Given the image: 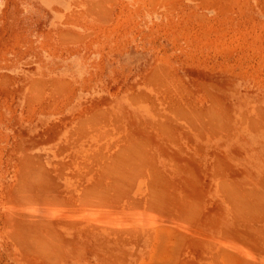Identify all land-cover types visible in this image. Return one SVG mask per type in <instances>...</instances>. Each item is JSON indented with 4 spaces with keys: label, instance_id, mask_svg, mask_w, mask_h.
Returning <instances> with one entry per match:
<instances>
[{
    "label": "rangeland",
    "instance_id": "1",
    "mask_svg": "<svg viewBox=\"0 0 264 264\" xmlns=\"http://www.w3.org/2000/svg\"><path fill=\"white\" fill-rule=\"evenodd\" d=\"M0 264H264V0H0Z\"/></svg>",
    "mask_w": 264,
    "mask_h": 264
},
{
    "label": "bare ground",
    "instance_id": "2",
    "mask_svg": "<svg viewBox=\"0 0 264 264\" xmlns=\"http://www.w3.org/2000/svg\"><path fill=\"white\" fill-rule=\"evenodd\" d=\"M142 102H143V101H142ZM212 112H213V111H212ZM159 113H160V112H159ZM192 114H193V113H192ZM210 115H211V114H210ZM205 116H206V115H205ZM219 116H220V115H219ZM214 118H215V117H214ZM219 118H220V117H219ZM242 118H243V117H242ZM173 119H174V118H173ZM207 119H208V118H207ZM211 119H212V118H211ZM215 120H217V119H215ZM175 122H176V121H175ZM212 122H213V121H212ZM220 122H221V121H220ZM200 123H201V122H200ZM91 124H92V123H91ZM220 124H221V123H220ZM220 124H219V125H220ZM93 125H94V124H93ZM206 125H207V124H206ZM160 126H163V125H160ZM207 126H208V125H207ZM75 127H76V126H75ZM93 127H94V126H93ZM193 127H194V126H193ZM196 127H197V126H196ZM199 127H200V126H199ZM201 127H203V126L201 125ZM102 128H103V127H102ZM165 128H166V127H165ZM96 129H97V128H96ZM200 129H201V128H200ZM75 130H76V129H75ZM83 130H84V129H83ZM91 130H92V129H91ZM198 130H199V129H198ZM217 130H218V129H217ZM204 131H205V130H204ZM219 131H220V130H219ZM73 132H74V131H73ZM96 133H97V132H96ZM215 133H216V132H215ZM219 133H220V132H219ZM82 135H83V134H82ZM73 136H74V135H73ZM129 137H130V136H129ZM76 138H77V137H76ZM125 140H126V139H125ZM130 145H131V144H130ZM128 146H129V145H128ZM146 146H147V144H146ZM110 147H111V146H110ZM144 148H145V146H144ZM122 149H123V148L121 147V150H122ZM119 150H120V148H118V151H119ZM126 150H128V149H126ZM95 151H96V150H95ZM122 151H124V149H123ZM122 151H119V152H122ZM106 152H107V151H106ZM131 152H133V151L131 150ZM93 153H94V152H93ZM102 153H103V152H102ZM127 153H128V151H127ZM138 153H139V152H138ZM116 154H119V153L116 152ZM123 154L125 155L126 153H123ZM139 154H140V153H139ZM110 155H111V154H110ZM121 155H122V154H121ZM111 156H113V155H111ZM118 156H119V155H118ZM125 156H126V155H125ZM85 157H86V156H85ZM98 157H99V155H98ZM120 157H122V156H120ZM126 157H127V156H126ZM126 157H125V158H126ZM87 158H88V157H87ZM94 158H95V157H94ZM99 158H100V157H99ZM127 158H128V157H127ZM127 158H126V160L131 159L132 157H131V158H128V159H127ZM134 160H136L135 157H134ZM134 160H132V161H134ZM147 160H148V159H147ZM113 161H114V160H113ZM129 161H130V160H129ZM94 162H96V160H95ZM103 162H105V161H103ZM114 162H115V161H114ZM81 163H82V162H81ZM97 163H98V162H97ZM105 163H106V162H105ZM98 164H99V163H98ZM100 164H101V163H100ZM117 164H118V163H117ZM122 164H123V163H122ZM82 165H83V164H82ZM90 166H91V165H90ZM28 167H29V166H28ZM38 167H39V166H38ZM83 167H84V166H83ZM86 167H87V166H86ZM100 167H101V166H100ZM115 167H117V166H115ZM34 169H35V168H33V170H34ZM129 171H130V173H131V170H129ZM32 173H33V172H32ZM80 173H81V172H80ZM106 173H107V172H106ZM113 173H114V172H113ZM33 174H34V173H33ZM111 174H112V172H111ZM115 175H116V174H115ZM124 175H126V174H124ZM131 175H132V174H131ZM134 175H135V173H134ZM134 175H133V176H134ZM33 176H34V175H33ZM35 176H37V175H35ZM74 176H75V175H74ZM103 176H104V175H103ZM103 176H101V177H103ZM105 176H106V175H105ZM37 177H38V176H37ZM39 177H40V176H39ZM99 177H100V176H99ZM109 177H110V176H109ZM112 177H113V179H114V174H113ZM115 177H116V176H115ZM123 177H124V176H123ZM127 177H128V176H127ZM97 178H98V177H97ZM129 178H131V177H129ZM36 179H37V178H36ZM102 179H104V177H103ZM113 179H112V180H113ZM127 179H128V178H127ZM131 179H132V178H131ZM158 179H159V178H158ZM115 180L121 181L122 183H124V185H126V184H129V185H130V182L127 183L129 180H127V181H126V179L123 180V181H125V182H123L120 178H116ZM31 182H32V181H31ZM100 182H101V181H100ZM102 182H103V181H102ZM102 182H101V183H102ZM109 182H111V181H109ZM113 182H114V181H113ZM115 182H116V181H115ZM29 183H30V182H29ZM44 183H45V182H44ZM117 183H118V182H117ZM30 184H31V183H30ZM32 184H33V183H32ZM92 184H93V182H92ZM110 184H111V183H110ZM119 184L121 185V183H119ZM119 184H117V185H119ZM28 185H29V184H28ZM95 185H96V188H95ZM95 185H93L94 187H92V185H91V187H88V188H92V190L89 189L90 192L93 191L94 188L97 189V187H100V185H98V183L95 184ZM97 185H98V186H97ZM129 185H127V186L130 188ZM21 186H22V185H21ZM31 186H33V185H31ZM115 186H116V184H115ZM115 186H114V187H115ZM227 186H228V185H227ZM22 187H23V186H22ZM128 187H127V188H128ZM28 188H30V187L28 186ZM100 188H101V187H100ZM100 188H99V190H100ZM107 188H108V187H107ZM129 188H128V189H129ZM220 188H221L220 191L223 190L222 187H220ZM22 189H23V188H22ZM101 189H102V188H101ZM104 189H105V188H104ZM111 189H112V188H111ZM125 189H126V188H125ZM131 189H132V188H131ZM131 189H130V191H131ZM225 189H226V188H225ZM227 189H228V188H227ZM23 190H24V189H23ZM114 190H117V189H114ZM21 191H22V190H21ZM48 191H49V190H48ZM100 191H101V190H100ZM107 191H110V189H108ZM121 191H123V190H121ZM121 191H120V192H121ZM19 192H20V191H19ZM24 192H25V191H24ZM24 192H23V195H25ZM86 192H87V193H90V192H88V191H86ZM93 192H94V191H93ZM96 192H97V193H96ZM96 192L92 193V196H91V197H95V196H96V195L93 196V194H100V193H98V191H96ZM103 192H104V191H103ZM116 193H117V192H116ZM224 193H225V192H224ZM228 193H229V192H228ZM228 193H227V194H228ZM41 194H42V193H41ZM101 194H102V193H101ZM50 195H51V194H50ZM50 195H49V196H50ZM87 195H88V194H87ZM103 195H104V194H103ZM146 195H148V194H146ZM250 195H251V194H249V196H250ZM29 196H30V195H29ZM34 196H35V195H34ZM49 196H48V198H49ZM51 196H52V195H51ZM51 196H50V197H51ZM101 196H102V195H101ZM235 196H236V195H235ZM36 197H37V196H36ZM61 197H62V196H61ZM91 197H90V198H91ZM43 198H44V197H42L41 199H43ZM45 198H46V196H45ZM72 198H75V197H72ZM96 198H98V196H96ZM99 198H101V197H99ZM149 198H150V197H149ZM56 199H57V198H56ZM78 199H79V198H78ZM78 199H76V200H78ZM87 199H88V198H87ZM92 199H93V198H91V200H92ZM254 199H255V198H254ZM36 200H37V199H36ZM36 200H35V201H36ZM83 200H85V199H83ZM47 201H49V199H47ZM51 201H53V200H51ZM51 201H49V202H51ZM54 201H55V199H54ZM85 201H86V200H85ZM89 201H90V199H89ZM95 201H96V200H95ZM95 201H94V202H95ZM148 201H149V200H148ZM43 202H46V200H44ZM79 202H83V201H79ZM226 202H227V201H226ZM38 203H39V202H38ZM41 203H42V202H41ZM88 203H89V202H88ZM152 203H153V202H152ZM234 203H235V202H234ZM81 204H83V203H81ZM84 204H85V203H84ZM98 204H100V203H98ZM198 204H199V203H198ZM136 205H138V204H136ZM236 206H237V205H236ZM187 208H188V207H187ZM237 208L239 209L238 206H237ZM240 208H241V207H240ZM188 209H189V208H188ZM39 210H40V209H39ZM36 211H37V210H36ZM39 212H40V211H39ZM70 212H71V211H70ZM189 212H190V211H189ZM181 213H182V212H181ZM192 213H193V212H192ZM16 214H17V213H16ZM38 215H39V214H38ZM74 215H75V214H74ZM115 215H116V214H115ZM184 215L186 216L185 213H184ZM192 215H193V214H192ZM190 216H191V215H190ZM193 216H194V215H193ZM73 217H74V216H73ZM232 219H233V218H232ZM26 221H28V220H26ZM75 221H76V220H75ZM12 222H13V221H12ZM18 222H19V221H18ZM41 222H42V221H41ZM90 222H91V221H90ZM44 223H45V222H43V224H44ZM43 224H42V225H43ZM75 225H76V224H75ZM8 226H9V225H8ZM24 226H25V225H24ZM106 226H107V225H106ZM28 227H29V225H28ZM35 228H37V227H35ZM35 228H34V229H35ZM130 228H131V227H130ZM86 229H87V228H86ZM104 229H105V228H104ZM29 230H30V229H29ZM43 231H44V230H41V232H43ZM35 232H37V231H35ZM48 232H49V231H48ZM38 233H39V231H38ZM38 233H37V234H38ZM39 234H40V233H39ZM44 234H45V233H44ZM40 235H41V234H40ZM37 236H39V235H37ZM37 236H36V237H37ZM47 236H48V235H47ZM49 236H50V235H49ZM51 237H52V236H51ZM42 238L44 239V237H42ZM36 239H37V238H36ZM46 239H47V238H46ZM48 239H49V238H48ZM53 239H54V238H53ZM44 240H45V239H44ZM51 240H52V239H51ZM45 241H46V240H45ZM41 242H42V241H41ZM118 242H119V241H118ZM45 243H46V242H45ZM45 243H44V244H45ZM51 243H52V242H51ZM32 244H33V243H32ZM38 245H39V244H38ZM40 245H41V244H40ZM48 245H50V244H48ZM44 246H47V245H44ZM40 247H41V246H40ZM40 247H39V250H40ZM49 247H50V246H49ZM41 248H42V247H41ZM46 248H48V246H47ZM61 248H62V247H61ZM51 249H52V248H51ZM36 251H37V250H36ZM48 251H50V249H48ZM58 251H59V250H58ZM37 252H38V251H37ZM45 253H46V250H45ZM50 253H51V252H50ZM52 253H53V252H52ZM55 253H56V252H55ZM39 254H40V253H39ZM39 254H38V255H39ZM48 254H49V253H48ZM56 254H57V253H56ZM58 254H59V253H58ZM40 255H41V254H40ZM43 255L45 256L46 254H43ZM49 255H50V254H49ZM49 255H48V256H49ZM44 256H43V257H44ZM55 256H56V258H57V255H55ZM49 257L52 258V255L49 256ZM125 257H126V256H125ZM51 258H50V259H51ZM46 259H47V258H46ZM52 259H53V258H52ZM45 261H46V260H45ZM50 261H52V260H50ZM50 261L48 260L49 263H50ZM56 261H57V260H56Z\"/></svg>",
    "mask_w": 264,
    "mask_h": 264
}]
</instances>
